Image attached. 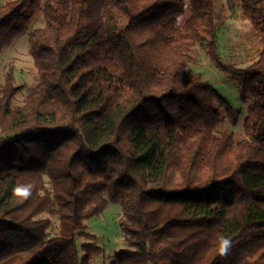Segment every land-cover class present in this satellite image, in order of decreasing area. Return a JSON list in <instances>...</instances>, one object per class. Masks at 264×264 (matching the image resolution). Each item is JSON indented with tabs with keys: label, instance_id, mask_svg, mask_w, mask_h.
Segmentation results:
<instances>
[{
	"label": "trees",
	"instance_id": "trees-1",
	"mask_svg": "<svg viewBox=\"0 0 264 264\" xmlns=\"http://www.w3.org/2000/svg\"><path fill=\"white\" fill-rule=\"evenodd\" d=\"M239 2L260 45L243 69L219 54L216 0L0 5V53L46 21L30 33L38 84L14 106L10 65L0 89V264L36 249L44 264H91L100 247L79 240L110 202L131 247L112 264H264V0ZM196 45L248 103L239 143L216 134L241 111L191 76Z\"/></svg>",
	"mask_w": 264,
	"mask_h": 264
},
{
	"label": "rangeland",
	"instance_id": "rangeland-1",
	"mask_svg": "<svg viewBox=\"0 0 264 264\" xmlns=\"http://www.w3.org/2000/svg\"><path fill=\"white\" fill-rule=\"evenodd\" d=\"M8 0H0L4 5ZM216 13L218 23L219 54L226 64L237 68H246L255 62L260 53L259 36L254 30L253 24L241 19L242 7L239 0H216ZM46 25L43 12H39L33 19L28 33L17 39L12 46H8L0 53V89L5 85L6 74L10 65L15 68V84L22 87L17 95L14 106L24 103L31 90L38 84L39 75L30 55V33L44 28ZM191 55L195 58L190 64L191 76L199 75L202 80L212 84L224 96H226L236 109L241 113L237 123H233L223 112V122L218 127L216 134L232 133L235 143L246 139L244 122L247 116L248 103L242 101L237 80L228 76L207 54L205 45H196ZM45 188L53 191L49 177H45ZM40 218H49L52 228L49 231L50 238L58 235L60 220L58 216L49 213ZM122 207L120 203L110 202L108 208L99 216L87 221V232L94 239L81 238L80 244L96 243L100 251L93 255L91 264H112L115 256L131 247L126 242L125 234L120 227ZM40 250L15 256L2 264H28L35 260L37 264H44L45 257L40 255Z\"/></svg>",
	"mask_w": 264,
	"mask_h": 264
},
{
	"label": "clouds",
	"instance_id": "clouds-1",
	"mask_svg": "<svg viewBox=\"0 0 264 264\" xmlns=\"http://www.w3.org/2000/svg\"><path fill=\"white\" fill-rule=\"evenodd\" d=\"M226 243L227 242H225L222 246H221V252L223 253L224 252V250H225V247H226Z\"/></svg>",
	"mask_w": 264,
	"mask_h": 264
}]
</instances>
